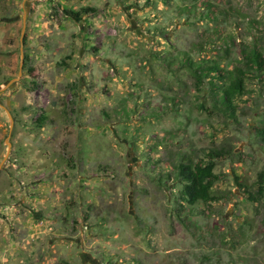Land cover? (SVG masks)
Returning <instances> with one entry per match:
<instances>
[{"label": "rangeland", "instance_id": "374dc122", "mask_svg": "<svg viewBox=\"0 0 264 264\" xmlns=\"http://www.w3.org/2000/svg\"><path fill=\"white\" fill-rule=\"evenodd\" d=\"M254 45L264 0H0V264H264V73L232 113L187 62ZM188 159L220 201H179Z\"/></svg>", "mask_w": 264, "mask_h": 264}, {"label": "trees", "instance_id": "16d2710c", "mask_svg": "<svg viewBox=\"0 0 264 264\" xmlns=\"http://www.w3.org/2000/svg\"><path fill=\"white\" fill-rule=\"evenodd\" d=\"M84 12L89 13L91 9L87 8ZM66 15L74 21L79 22V14L67 12ZM205 18L207 20L212 19V13H208ZM249 50H251L249 54H244L246 60L245 69L231 71L229 72V76H226L225 70L217 63L204 65L201 63L202 61L197 63L187 61L188 67L194 71V77L199 83H202L203 78L227 79L228 84H226V87L221 92L218 102L224 108V111L234 112L233 102L238 97L245 95V80L250 73H255L254 75L264 73V54L261 48L258 45H254ZM46 121L47 118L45 116L39 118L38 125L42 126ZM259 133L264 142V128ZM213 161L211 159L208 162H204L203 160L196 162L188 159L187 162L178 164L176 179L179 188L177 190V197L181 203L183 202L189 206H195L200 203L210 205L222 199L213 190L215 183L219 180L214 172Z\"/></svg>", "mask_w": 264, "mask_h": 264}, {"label": "water", "instance_id": "95a60500", "mask_svg": "<svg viewBox=\"0 0 264 264\" xmlns=\"http://www.w3.org/2000/svg\"><path fill=\"white\" fill-rule=\"evenodd\" d=\"M0 168H1V166H0Z\"/></svg>", "mask_w": 264, "mask_h": 264}]
</instances>
